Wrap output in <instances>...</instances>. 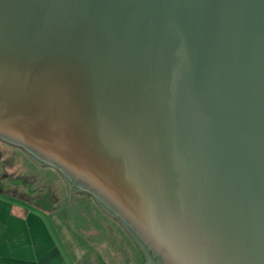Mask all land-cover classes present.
<instances>
[{
	"label": "water",
	"instance_id": "1",
	"mask_svg": "<svg viewBox=\"0 0 264 264\" xmlns=\"http://www.w3.org/2000/svg\"><path fill=\"white\" fill-rule=\"evenodd\" d=\"M0 140L140 264H264V0H0Z\"/></svg>",
	"mask_w": 264,
	"mask_h": 264
},
{
	"label": "crops",
	"instance_id": "2",
	"mask_svg": "<svg viewBox=\"0 0 264 264\" xmlns=\"http://www.w3.org/2000/svg\"><path fill=\"white\" fill-rule=\"evenodd\" d=\"M56 182L53 178L58 190L54 204H31L44 213L0 197V264H140L141 254L116 220L102 213L88 194L65 200ZM62 202L66 209L81 212H53Z\"/></svg>",
	"mask_w": 264,
	"mask_h": 264
},
{
	"label": "flooded vegetation",
	"instance_id": "3",
	"mask_svg": "<svg viewBox=\"0 0 264 264\" xmlns=\"http://www.w3.org/2000/svg\"><path fill=\"white\" fill-rule=\"evenodd\" d=\"M14 145L15 144L10 145L11 146L10 151L12 150L11 152L13 153V151H15L13 149H16L17 155L22 154L24 156V157L22 156L23 160H25L28 164L25 168V170L27 172L24 174L23 173H20V174L16 173L15 174V173L6 172L5 171L6 163L4 161H8L7 160L8 158L3 159L2 157H0V190L1 191L4 190L5 193L12 195L14 198L21 200V201H24L26 203H30V204L38 205L39 202H41V201H45L47 204H52V203L54 204L56 201V194L58 193L56 185L52 184V181L54 178L55 180L60 179L59 182H61L60 184L63 185V189L60 188V191L64 192V194H65L64 199L65 200L70 198L71 195H75V194L87 195L88 194V193L81 191V190H72V191L68 192V197H67V189L64 186L62 177L54 168H52L49 165L36 164L25 153V151L21 147H19L17 145L14 146ZM36 167L44 169L47 173V177H45L43 179L42 178L39 179L36 176V174L32 171V168H36ZM50 176H52V178ZM18 179H19V181H18ZM8 181H10L11 183H9ZM88 198H91L89 194H88ZM69 204L71 206V203H69ZM97 208H98V206H97ZM110 217H112V216H110ZM112 218L115 220L114 217H112Z\"/></svg>",
	"mask_w": 264,
	"mask_h": 264
},
{
	"label": "rangeland",
	"instance_id": "4",
	"mask_svg": "<svg viewBox=\"0 0 264 264\" xmlns=\"http://www.w3.org/2000/svg\"><path fill=\"white\" fill-rule=\"evenodd\" d=\"M2 140H0V157H2L3 159H6L8 158L7 160L8 161H4L6 163L5 165V171L6 172H9V173H26L27 171L25 170L26 166L28 165L27 162L25 160H23V155L22 154H16L17 151L16 149H13L15 151H13V153L10 151V148L12 144L8 143V142H4ZM15 146V145H14ZM23 156V157H22ZM32 171L36 174V176L41 179V178H45L47 177V173L44 169H41V168H32ZM50 173V172H49ZM60 180V179H59ZM58 179L55 180V181H59ZM9 183H11L10 181H8ZM57 185H59L62 189H63V185L62 184H59V182H56ZM55 185V184H54ZM0 197L2 198H7V199H13L15 201H19V202H24V201H21V200H18L16 198H14L12 195L10 194H3L0 192ZM66 203V202H65ZM64 203V204H65ZM67 204V203H66ZM26 206L27 208H30V211L31 212H35V213H41L42 211L41 210H35L30 203H26ZM66 209L65 205H63V202L60 204V203H57L53 206V212H57V211H60V209ZM68 210L69 212H72L70 211L69 209H66ZM92 211H93V207H92ZM3 212V211H2ZM81 210L79 208H74L73 212L72 213H80ZM44 213V211L42 212ZM95 224L93 223V226ZM128 258V257H127Z\"/></svg>",
	"mask_w": 264,
	"mask_h": 264
}]
</instances>
